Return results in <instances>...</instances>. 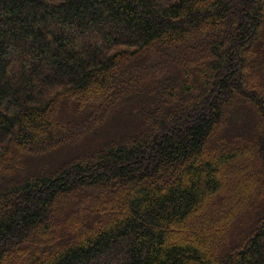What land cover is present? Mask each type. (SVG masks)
I'll use <instances>...</instances> for the list:
<instances>
[{
    "label": "trees",
    "instance_id": "1",
    "mask_svg": "<svg viewBox=\"0 0 264 264\" xmlns=\"http://www.w3.org/2000/svg\"><path fill=\"white\" fill-rule=\"evenodd\" d=\"M263 52L264 0H0V264H264Z\"/></svg>",
    "mask_w": 264,
    "mask_h": 264
},
{
    "label": "rangeland",
    "instance_id": "2",
    "mask_svg": "<svg viewBox=\"0 0 264 264\" xmlns=\"http://www.w3.org/2000/svg\"><path fill=\"white\" fill-rule=\"evenodd\" d=\"M263 58V61H264V52H263V56H261ZM255 59L252 60V70H248L247 71V82L246 84L248 85V88L250 89V93H252L253 91L255 92V87L257 86H261V81L263 80V76L262 74H257L255 72ZM263 72H264V68H263ZM264 74V73H263ZM260 83V84H259ZM258 91L260 92L261 88H257ZM116 114V113H115ZM115 114H113L111 117L115 116ZM116 117V116H115ZM120 116L118 118H115L116 120H113V122H111V128L109 129L110 133H118L120 130H121V121H120ZM247 120V125L249 126V119H246ZM132 122V118H127V121L124 123L127 127V129H129L130 126H132L133 124H131ZM239 126H243L244 125V121L240 120L239 123H238ZM229 132L227 131L225 135H228ZM109 135L111 134H107V137H109ZM227 138H229L228 136H226ZM98 139H101V138H98ZM96 139V137H94L93 135L90 134H86L85 136L81 137L77 142H76V145L73 147V148H70V147H66V148H63L62 151H60L58 148L59 147H55L54 150L51 151L50 154H47V155H44V156H41V157H38L39 159L36 160V161H33L32 164L33 165H39V166H46L48 167L50 164L53 163V165H55L56 163L58 164L59 162V159L65 157V156H69L71 155L74 156L75 155V151H80V150H85L91 143H96L95 141L98 140ZM231 140H233L232 138H229ZM96 145V144H94ZM235 149H236V152L238 153V156L239 158L242 157V149H246L245 147V144H235ZM210 151V150H209ZM208 152V150H207ZM62 153V155L64 156H60V154ZM80 153V152H79ZM45 159V160H43ZM242 161L244 160H241V163H243ZM57 164L55 166H57ZM237 165V163H235L233 166L229 167L228 171L225 172L226 175H227V178L229 179V177L232 178V180L230 179V183L232 184H229L228 188H227V195L225 196V200L227 201L228 200V196L229 195H232L233 193V190H234V193H235V189H234V182L236 181V183L238 182V180H236L237 178V174H236V171H237V168L235 167ZM221 176H222V173H221ZM224 176H222L221 178H223ZM250 180V179H249ZM248 179L246 180L245 184L249 185V181ZM245 181V179H243L242 183ZM234 183V184H233ZM239 186H236L235 188H238ZM223 201V199H222ZM213 203V202H212ZM230 203V202H229ZM221 207V204H216L213 203L211 204V206H208L207 208H205L203 210V212H201V214L203 213V216L201 219L198 220L199 223L202 222L203 226L206 224V221L205 219L209 218V216L211 217L212 214H214L213 212L220 209ZM197 223V222H195ZM195 223H192L193 226H195ZM198 223V224H199Z\"/></svg>",
    "mask_w": 264,
    "mask_h": 264
}]
</instances>
